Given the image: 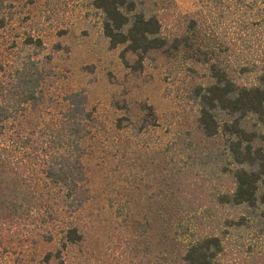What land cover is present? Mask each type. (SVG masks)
<instances>
[{"label":"trees","instance_id":"16d2710c","mask_svg":"<svg viewBox=\"0 0 264 264\" xmlns=\"http://www.w3.org/2000/svg\"><path fill=\"white\" fill-rule=\"evenodd\" d=\"M199 1L208 14L185 15L176 29L172 14L150 9L147 0H91L110 46L124 45L139 60L152 50L178 66L188 59L196 125L207 138L227 135L223 150L192 156V180H180L166 209L175 250L163 252L162 261L151 257L152 264H264V0ZM2 7L0 0V28L7 24ZM205 23L219 29V52L239 57L242 39L258 47L263 66L248 60L232 70L219 53L200 64L193 55ZM23 44L44 45L31 33ZM41 62L24 52L0 82V248L24 262L25 248L55 244L40 263L66 264L85 240L78 224L89 201L82 157L93 116L85 92L75 90L46 138L27 131L25 112L39 104L47 74Z\"/></svg>","mask_w":264,"mask_h":264},{"label":"rangeland","instance_id":"374dc122","mask_svg":"<svg viewBox=\"0 0 264 264\" xmlns=\"http://www.w3.org/2000/svg\"><path fill=\"white\" fill-rule=\"evenodd\" d=\"M2 4L7 24L0 28V82L7 81L9 67L24 52L35 54L47 73L39 86V104L25 112L27 131L33 130L35 139L46 138L58 125L65 96L75 90L85 92L93 116L82 157L89 201L78 224L85 240L66 264H152L151 257L160 255L162 261L163 252L175 250L166 221L171 193L193 173L188 171L192 156L223 150L227 138L223 132L207 138L196 125L195 106L187 99L188 59L178 66L173 56L152 50L139 60L124 45L110 46L91 0ZM147 4L170 12L176 29L185 15L202 9L208 14L199 0ZM228 32L236 38L231 28ZM27 33L41 36L43 47L23 44ZM198 42L200 50L193 57L200 64L207 53H219L221 64L232 70L248 60L263 66L258 47L247 48L242 39L239 57L219 52L218 46H224L219 29L208 23ZM54 248L41 242L25 248L24 262L0 248V264H41L44 252Z\"/></svg>","mask_w":264,"mask_h":264}]
</instances>
